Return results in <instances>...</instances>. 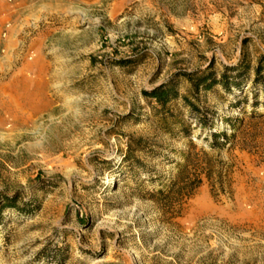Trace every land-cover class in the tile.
Returning <instances> with one entry per match:
<instances>
[{
    "label": "rangeland",
    "instance_id": "1",
    "mask_svg": "<svg viewBox=\"0 0 264 264\" xmlns=\"http://www.w3.org/2000/svg\"><path fill=\"white\" fill-rule=\"evenodd\" d=\"M260 60L264 0H0V264H264Z\"/></svg>",
    "mask_w": 264,
    "mask_h": 264
},
{
    "label": "trees",
    "instance_id": "2",
    "mask_svg": "<svg viewBox=\"0 0 264 264\" xmlns=\"http://www.w3.org/2000/svg\"><path fill=\"white\" fill-rule=\"evenodd\" d=\"M249 68V65H242L239 63L236 66L224 67V71L220 75H217L213 71H192L184 72L181 75L185 78L188 83V93L194 95L195 97H199L198 94L200 92L207 94L211 92L217 85L228 92L231 90V86L236 87L237 90H241V82L243 81L242 78L248 75L247 70ZM252 82L253 86L255 87L260 85L261 91L264 92V62H262V60H260L254 67ZM178 84L179 82L171 81L168 83L161 84L150 91H144L143 94L146 98L155 100L158 105L164 108L169 102L179 97V91L177 89ZM254 97L257 98L256 95H254ZM182 99L186 107L195 110L197 122H199L204 128L209 127L211 130L215 128L213 121L210 122L209 119H203V115H201L203 110L200 107H197L187 95H184ZM241 99L244 100L246 98H242L238 95L232 101V105H237L241 101ZM211 114L212 119L214 117L219 116V113L217 112ZM220 122H227L229 125L235 126L233 121L230 119H225V116L220 117ZM211 135L215 141L222 139L224 143L227 142V134L224 129L213 131L211 132ZM1 212L2 205L0 203V217Z\"/></svg>",
    "mask_w": 264,
    "mask_h": 264
}]
</instances>
